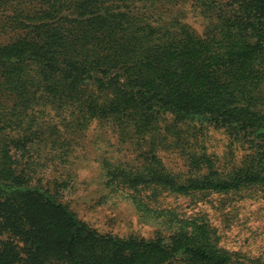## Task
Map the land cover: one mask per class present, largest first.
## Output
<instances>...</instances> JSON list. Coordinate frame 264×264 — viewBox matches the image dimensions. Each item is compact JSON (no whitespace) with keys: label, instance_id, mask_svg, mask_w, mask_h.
Masks as SVG:
<instances>
[{"label":"trees","instance_id":"obj_1","mask_svg":"<svg viewBox=\"0 0 264 264\" xmlns=\"http://www.w3.org/2000/svg\"><path fill=\"white\" fill-rule=\"evenodd\" d=\"M95 120L141 162L104 158L105 184L167 235L100 234L44 181ZM209 128L240 161L217 165ZM245 192L264 193V0H0V264H264L224 248L205 210L158 205Z\"/></svg>","mask_w":264,"mask_h":264},{"label":"rangeland","instance_id":"obj_2","mask_svg":"<svg viewBox=\"0 0 264 264\" xmlns=\"http://www.w3.org/2000/svg\"><path fill=\"white\" fill-rule=\"evenodd\" d=\"M77 142L67 158L50 163L42 176L56 189L59 199L100 234L144 238L167 235L171 229L162 217L141 212L125 191L105 184L104 158L134 167L141 164L133 143L121 142L110 124L96 120L77 136ZM204 142L207 152L218 158V166L228 160L240 161L245 152L239 143L231 144L221 129L209 128ZM162 155L168 167L186 170L178 152ZM158 205L186 215L205 210L224 248L264 259V193L245 192L241 197L212 193L205 198L165 193ZM165 264L184 263L173 260Z\"/></svg>","mask_w":264,"mask_h":264}]
</instances>
